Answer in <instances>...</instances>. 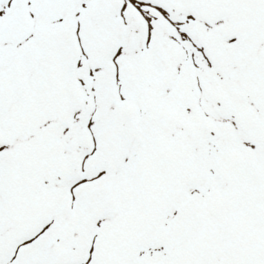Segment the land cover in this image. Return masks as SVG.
<instances>
[{"label": "snow or ice", "instance_id": "6c2138e0", "mask_svg": "<svg viewBox=\"0 0 264 264\" xmlns=\"http://www.w3.org/2000/svg\"><path fill=\"white\" fill-rule=\"evenodd\" d=\"M0 264H264V0H0Z\"/></svg>", "mask_w": 264, "mask_h": 264}]
</instances>
